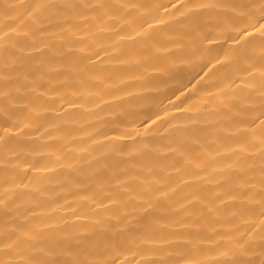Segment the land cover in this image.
<instances>
[{
	"label": "bare ground",
	"instance_id": "bare-ground-1",
	"mask_svg": "<svg viewBox=\"0 0 264 264\" xmlns=\"http://www.w3.org/2000/svg\"><path fill=\"white\" fill-rule=\"evenodd\" d=\"M0 264H264V0H0Z\"/></svg>",
	"mask_w": 264,
	"mask_h": 264
}]
</instances>
